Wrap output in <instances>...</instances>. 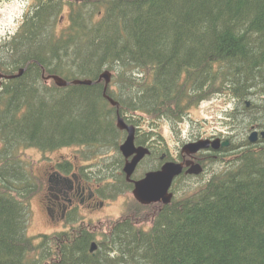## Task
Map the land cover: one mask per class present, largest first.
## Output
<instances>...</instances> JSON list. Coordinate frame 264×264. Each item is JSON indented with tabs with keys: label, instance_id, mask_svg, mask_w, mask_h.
Masks as SVG:
<instances>
[{
	"label": "trees",
	"instance_id": "trees-1",
	"mask_svg": "<svg viewBox=\"0 0 264 264\" xmlns=\"http://www.w3.org/2000/svg\"><path fill=\"white\" fill-rule=\"evenodd\" d=\"M27 1L0 45V72L24 70L0 85V264H264V141L247 140L252 126L264 130V0ZM105 70L114 90L98 81ZM51 74L92 84L59 88ZM220 93L236 104L237 143L221 158L230 160L203 183L174 187L180 200L149 231L115 223L95 255L86 232L28 234L43 179L22 150L117 149V111L177 122Z\"/></svg>",
	"mask_w": 264,
	"mask_h": 264
},
{
	"label": "flooded vegetation",
	"instance_id": "flooded-vegetation-1",
	"mask_svg": "<svg viewBox=\"0 0 264 264\" xmlns=\"http://www.w3.org/2000/svg\"><path fill=\"white\" fill-rule=\"evenodd\" d=\"M210 139H213L210 137ZM158 149V145H154ZM66 149V148H64ZM70 149V148H67ZM201 160L217 158L210 147ZM223 151V155H224ZM193 160L198 159L195 156ZM180 160L185 158L180 155ZM206 164V162H205ZM76 154L61 155L57 158H48L43 165L44 187L40 192L38 203L41 211L50 216L54 225L65 224L66 221H81L89 214L99 210L111 208L114 205L121 206L123 202L116 204L114 201L122 195L113 198L109 194L114 192L113 179L98 181L94 176L99 173L92 168H87ZM57 172L56 176H52ZM79 218H82L79 220Z\"/></svg>",
	"mask_w": 264,
	"mask_h": 264
},
{
	"label": "rangeland",
	"instance_id": "rangeland-1",
	"mask_svg": "<svg viewBox=\"0 0 264 264\" xmlns=\"http://www.w3.org/2000/svg\"><path fill=\"white\" fill-rule=\"evenodd\" d=\"M26 1L25 0H0V42H2L4 39L7 40L10 38L13 34L16 33L17 28L19 26V23L21 21V18L24 14V10L26 8ZM66 22V19L63 21ZM224 103V100L222 98H217L213 100V103L211 105L203 104L199 107H196V109L192 110L189 114L190 120L193 122L194 132L197 133L199 131L203 132H210L214 129L220 128V126H217V118L216 114L221 113V107ZM210 107V108H209ZM223 122V121H222ZM164 127L166 128V124L163 123ZM234 130V129H233ZM236 131V130H234ZM170 141V140H169ZM80 149L78 147H72L70 152H73ZM67 150H59L57 152H53L51 154H43L37 150H26L25 151V159L29 162H32L34 165V169L39 173L41 172V165L44 164V162L47 161L45 159V156L48 158H55L59 157L60 155H63L67 153ZM97 152V151H95ZM100 152H103V150H100ZM99 154V153H98ZM101 155V154H99ZM83 156V154H82ZM227 165L226 162H218L219 166ZM148 165L154 166V163L152 161L148 162ZM182 182V180L180 181ZM116 192V190H114ZM125 199H128V195H125ZM37 201V200H36ZM34 202L33 200V220L30 223L31 226V232L32 234H38L40 232H48L51 233L53 230H55L54 227L51 226L50 218L47 214H44V212H40V208L38 204ZM116 204L119 203V201L115 202ZM114 213L117 215L119 214L123 209V204L120 207H113ZM112 212L107 211L106 214H111ZM102 219L109 218L108 216L103 217L99 216ZM97 217H92L93 221H96ZM30 232V233H31ZM108 247V246H107ZM107 247H104L101 249V251Z\"/></svg>",
	"mask_w": 264,
	"mask_h": 264
},
{
	"label": "water",
	"instance_id": "water-1",
	"mask_svg": "<svg viewBox=\"0 0 264 264\" xmlns=\"http://www.w3.org/2000/svg\"><path fill=\"white\" fill-rule=\"evenodd\" d=\"M23 70L19 72L17 76L22 75ZM14 77V76H12ZM11 77V78H12ZM106 80V84L108 85L110 82L111 74L109 72H105L101 75V79ZM47 79H53L57 86L66 87L69 85L68 82L63 80L58 76H49ZM73 84L79 85H90L92 81L90 80H75ZM111 103L115 106H118V103L111 100ZM118 128L121 130L128 131V137L123 145H121L120 149L123 155L126 158H129L131 155L136 153L137 155L131 162H128L125 167V172L128 176H130L136 168L138 162L149 153L148 149L139 147L136 148L134 144L135 138V128L133 126H128L122 118H118ZM256 133H254V137L252 136V140H255ZM228 143V142H227ZM205 148L203 142H199L198 144H192V152H196L197 150ZM200 167L196 166L189 170L190 173H199ZM182 171V166L176 164H166L161 171L149 173L145 179L136 183V189L134 194L136 198L142 203H148L151 201H163L164 203L170 202L171 194H169V188L171 181L175 175H178Z\"/></svg>",
	"mask_w": 264,
	"mask_h": 264
},
{
	"label": "bare ground",
	"instance_id": "bare-ground-1",
	"mask_svg": "<svg viewBox=\"0 0 264 264\" xmlns=\"http://www.w3.org/2000/svg\"><path fill=\"white\" fill-rule=\"evenodd\" d=\"M29 4V3H28ZM133 23H135V22H133ZM248 43V42H247ZM173 44V43H172ZM181 48V47H180ZM215 61V60H214ZM209 67V66H208ZM178 68V67H177ZM175 69V68H174ZM180 71V70H179ZM187 71V70H186ZM173 73V72H172ZM131 79V78H130ZM194 79V78H193ZM134 80V79H133ZM136 82V81H135ZM140 83V82H139ZM227 83V82H226ZM141 86V85H140ZM188 87V86H187ZM258 88V87H257ZM187 92V91H186ZM123 93V92H122ZM142 95V94H141ZM207 96V95H206ZM197 101V100H196ZM237 102V101H236ZM235 104V103H234ZM161 105V104H160ZM235 108H236V104H235ZM242 109V108H241ZM261 109H264V108H261ZM159 111V110H158ZM160 112V111H159ZM133 117V116H132ZM121 118H123V119H125L123 116L121 117ZM131 118V117H130ZM264 134V133H263ZM263 141H264V136H261V137H259L257 140H253V141H251V144H257V143H263ZM246 145V144H245ZM157 146V145H156ZM246 148V147H245ZM155 150H157V148H155ZM154 150V151H155ZM252 151V150H251ZM231 153V152H230ZM252 154V153H251ZM230 155H232V154H230ZM228 156H229V154H228ZM229 157H231V156H229ZM155 165V164H154ZM224 165V164H223ZM226 166V165H225ZM226 168V167H225ZM225 170V169H224ZM219 172V171H218ZM224 173V172H223ZM97 175H95L94 177L98 180V181H104V180H106V179H104L103 177H99V178H97L96 177ZM182 180V179H181ZM183 181V180H182ZM2 184V183H1ZM123 189V187H118V188H116L115 190H116V192H119V191H121ZM3 193V192H2ZM183 196H185V195H183ZM182 196V197H183ZM53 253V252H52ZM241 256V255H240ZM100 260V259H99Z\"/></svg>",
	"mask_w": 264,
	"mask_h": 264
}]
</instances>
